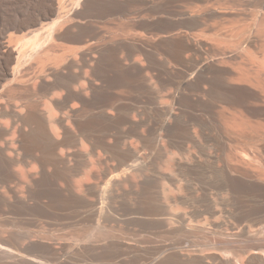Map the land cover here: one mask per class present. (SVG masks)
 I'll return each mask as SVG.
<instances>
[{
    "label": "bare ground",
    "instance_id": "obj_1",
    "mask_svg": "<svg viewBox=\"0 0 264 264\" xmlns=\"http://www.w3.org/2000/svg\"><path fill=\"white\" fill-rule=\"evenodd\" d=\"M259 224L264 0H0V264H264Z\"/></svg>",
    "mask_w": 264,
    "mask_h": 264
},
{
    "label": "rangeland",
    "instance_id": "obj_2",
    "mask_svg": "<svg viewBox=\"0 0 264 264\" xmlns=\"http://www.w3.org/2000/svg\"><path fill=\"white\" fill-rule=\"evenodd\" d=\"M263 224H259V226L258 227H262L263 228ZM53 231V233L51 232V230H47V232H45L44 233V231L43 232H41V235H43V233H44V237L46 238H48V236H50L51 238L53 237V238H55V237H60V239H64V237H66L65 239L67 240H70L71 238H67V234H68V236H70L71 237V234L74 236V237H76V234H77V232H75L76 230H74V229H55V231H54V229H52ZM58 230V232H56ZM63 230H66L65 232L63 231ZM71 230V231H70ZM73 230H74V232L76 233H74L73 232ZM46 231V230H45ZM62 232V233H61ZM70 234H69V233ZM51 233V234H50ZM64 233V234H63ZM67 233V234H66ZM48 236H47V235ZM59 234V235H58ZM62 235V237H61V235ZM57 235V236H56ZM72 236V240H73V237ZM49 237V238H50ZM57 237V239H59ZM48 238V239H49ZM56 239V238H55ZM195 240H197L195 243H194V248H196V249H203V250H205V252L207 251H214V252H218V253H220V254H223L224 256H229V257H227V258H229L231 261H235L237 264H244V256L246 255V251H243L242 250V248L244 249V245H245V241H243V240H236V241H234V243H233V241H221V242H219L218 240H216L215 242H213V241H211V240H200L201 241V243H200V241L198 240V239H195ZM194 240V241H195ZM199 241V242H198ZM218 241V242H217ZM205 242H206V244H205ZM210 242H212V243H214V244H212V243H210ZM230 242V243H229ZM226 243V244H225ZM227 243H228V245H231V246H228L227 245ZM220 244V245H219ZM223 244V245H222ZM243 244V245H242ZM204 245V246H203ZM206 246H208V247H206ZM224 246V247H223ZM226 246V247H225ZM239 246V247H238ZM221 247V248H220ZM213 248V249H212ZM240 248V249H239ZM210 249V250H209ZM218 250V251H217ZM245 250V249H244ZM221 251V252H220ZM232 253V254H231ZM231 254V255H230ZM233 255H235V256H233ZM240 258V259H239ZM233 259V260H232ZM239 260H241L240 262H239ZM234 262V263H235Z\"/></svg>",
    "mask_w": 264,
    "mask_h": 264
}]
</instances>
